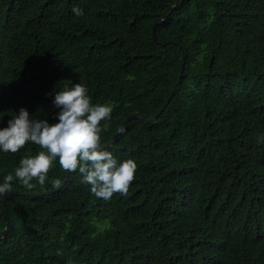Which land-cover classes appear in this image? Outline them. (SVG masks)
<instances>
[{"label":"trees","instance_id":"1","mask_svg":"<svg viewBox=\"0 0 264 264\" xmlns=\"http://www.w3.org/2000/svg\"><path fill=\"white\" fill-rule=\"evenodd\" d=\"M76 83L112 107L104 145L140 115L107 147L136 179L108 202L58 160L13 180L0 264H264V0H0V129L58 123ZM40 150L0 151V183Z\"/></svg>","mask_w":264,"mask_h":264},{"label":"clouds","instance_id":"2","mask_svg":"<svg viewBox=\"0 0 264 264\" xmlns=\"http://www.w3.org/2000/svg\"><path fill=\"white\" fill-rule=\"evenodd\" d=\"M77 16L83 10L74 8ZM88 89L82 83L73 84L55 94L54 107L59 109L58 123L50 124L46 119H34L25 108H21L0 129V151L17 153L31 142L40 147L37 155L20 160L14 170L0 183V196L12 191V181L17 180L31 190L38 183L45 185L49 170L58 160L68 173L79 172L83 182L90 185L91 193L97 199L108 202L114 193L126 196L129 186L136 179L138 165L128 159L118 162L103 144L102 134L111 120L112 107L109 104H92ZM123 133V128H118ZM35 179L36 183H33ZM54 186L61 181L55 180ZM62 255L61 251L57 252Z\"/></svg>","mask_w":264,"mask_h":264},{"label":"water","instance_id":"3","mask_svg":"<svg viewBox=\"0 0 264 264\" xmlns=\"http://www.w3.org/2000/svg\"><path fill=\"white\" fill-rule=\"evenodd\" d=\"M174 7H175V6H174ZM166 18H167V16L164 17V18H161L160 20H158V21L153 25V28H152V37H153V38H155V34H156V31H155V30H156V26H157L158 24H160L162 21H164ZM185 59H186V54H183V57H182V69H181V74H180V78H179L178 82H180V79H181L182 74H183L184 69H185V62H186ZM175 91H176V89H173L172 94H174ZM157 116H158V115H155V116L150 117V118H146V117H141V118L145 119L148 123H152V122H154V121L156 120ZM135 117H140V115H139L138 113H135V114H132V115L128 116V117L124 120V127H123V128H126V127H127V123H128V121H129L131 118H135ZM119 134H120V133L117 132V133L115 134L113 140L110 141V142H108V143H106L105 146H106V147H110V146L112 145V142L115 141V140L117 139V137H118ZM68 180H69V178H67V179H66V180H65V181H64V182L58 187V189H56V190H48V191H44V192H41V193H38V194H32V193H26V192H25L24 195H25V196H30V197H40V196H44V195H51V194L55 193L56 191L62 189L63 186L68 182ZM17 194H19V192H18L17 190H12L8 195L2 197V213H3V215H4V218H5L6 221H7V225H6V227H5L2 231H0V239H1V238H5V237L8 235V233H9L10 231H12L13 228H14V225H13V223L11 222L10 217H9L7 211H6V202H7V199H8L11 195H17Z\"/></svg>","mask_w":264,"mask_h":264}]
</instances>
